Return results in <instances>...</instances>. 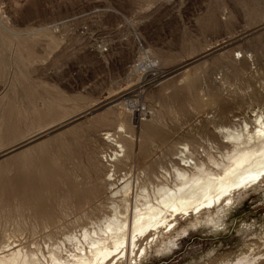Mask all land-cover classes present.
I'll use <instances>...</instances> for the list:
<instances>
[{
    "label": "rangeland",
    "instance_id": "1",
    "mask_svg": "<svg viewBox=\"0 0 264 264\" xmlns=\"http://www.w3.org/2000/svg\"><path fill=\"white\" fill-rule=\"evenodd\" d=\"M261 111L264 0H0V255L79 252L73 235L122 214L126 179L154 186L184 145L220 161V129ZM260 182L99 264H264Z\"/></svg>",
    "mask_w": 264,
    "mask_h": 264
},
{
    "label": "bare ground",
    "instance_id": "2",
    "mask_svg": "<svg viewBox=\"0 0 264 264\" xmlns=\"http://www.w3.org/2000/svg\"><path fill=\"white\" fill-rule=\"evenodd\" d=\"M147 63L144 64L142 70L155 66V62ZM133 103L130 102L128 106L134 111V114L136 111L140 110L141 112L144 109L143 104L135 105ZM256 119L259 121V126L252 130H250L251 128L248 129L250 127L248 122H244L238 130L220 129L218 133L224 138L234 137L233 142L221 141L222 147L231 149V152L220 156V161L215 158L214 152L204 147L192 149L188 145H184L183 148L174 153L176 156L169 158L168 162L165 160L167 167H163L160 175L155 176L157 182L154 186L144 187L141 188L142 191H139L138 183L126 179L121 187L124 188L122 199L124 209L120 211L122 214L118 213L113 217L111 216L112 221L106 220L105 224H99L91 231L85 230L82 234L73 235L70 238L72 242L74 241L76 245H82L80 248H76L79 252L73 253L72 250V254L67 258L62 254V246H57L55 250L49 251L48 256L42 253V257L40 255L37 257L35 253L28 254L23 252L21 248L7 249L0 255V264H83L89 256L88 252H93V248L102 246V248L105 247L106 251H102L100 260L99 258L91 261L86 260L89 262L88 264H99L116 251H118L116 255L124 256L125 259L129 258V255L136 258V250L139 248L137 242L143 236L151 233L163 235L165 228L170 233L179 225V219L181 220L191 213L199 214L204 209L209 211L213 206L223 207V203L226 202L227 205L236 199L240 190L246 189L250 184L257 181H263L264 113L262 111L260 114L258 113ZM104 134L105 140L112 144L116 143V139L112 138L111 134ZM117 147L119 149L117 151H123L120 145ZM118 156L120 154L115 151L103 157L106 161H113ZM209 161L214 162L217 168H215L216 166L207 167ZM112 175L108 176V181L112 179ZM108 185L109 191L114 189L113 184L108 183ZM119 193V190H115L113 195L118 196ZM132 194L134 198L132 197L133 202L131 203L130 196ZM208 220L213 221V218ZM82 243H88L87 245L92 249L86 250ZM146 251V245L141 250L139 248L141 255ZM115 260L117 259L115 258ZM251 263H249V259L242 257L232 264Z\"/></svg>",
    "mask_w": 264,
    "mask_h": 264
}]
</instances>
